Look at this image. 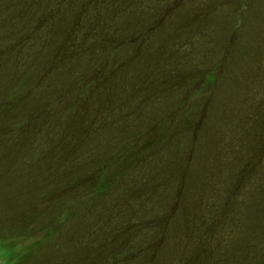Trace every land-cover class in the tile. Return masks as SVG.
<instances>
[{
  "label": "rangeland",
  "instance_id": "rangeland-1",
  "mask_svg": "<svg viewBox=\"0 0 264 264\" xmlns=\"http://www.w3.org/2000/svg\"><path fill=\"white\" fill-rule=\"evenodd\" d=\"M0 264H264V0H0Z\"/></svg>",
  "mask_w": 264,
  "mask_h": 264
}]
</instances>
